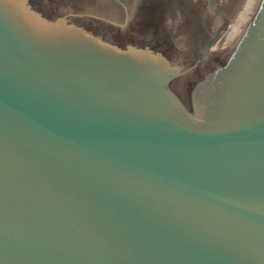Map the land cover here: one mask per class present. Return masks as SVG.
<instances>
[{
	"label": "water",
	"instance_id": "obj_1",
	"mask_svg": "<svg viewBox=\"0 0 264 264\" xmlns=\"http://www.w3.org/2000/svg\"><path fill=\"white\" fill-rule=\"evenodd\" d=\"M124 1L108 37L0 0V264H264V0L190 66Z\"/></svg>",
	"mask_w": 264,
	"mask_h": 264
},
{
	"label": "flooded vegetation",
	"instance_id": "obj_2",
	"mask_svg": "<svg viewBox=\"0 0 264 264\" xmlns=\"http://www.w3.org/2000/svg\"><path fill=\"white\" fill-rule=\"evenodd\" d=\"M45 14L69 17L78 27L89 33L116 34L114 24L124 23L129 9L124 0H41ZM141 0L138 10L149 14L148 25L144 28L129 29L132 39H169L178 48L179 44L190 66L207 49L211 38L224 27L217 0ZM210 5L213 10L210 9ZM162 8V10H161ZM163 11V13H161ZM105 14V15H104Z\"/></svg>",
	"mask_w": 264,
	"mask_h": 264
}]
</instances>
